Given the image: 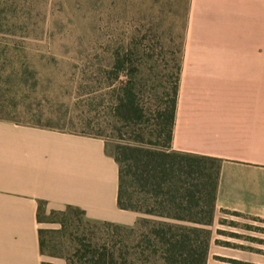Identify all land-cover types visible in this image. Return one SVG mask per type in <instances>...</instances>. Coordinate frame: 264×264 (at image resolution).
<instances>
[{"label":"crops","instance_id":"obj_1","mask_svg":"<svg viewBox=\"0 0 264 264\" xmlns=\"http://www.w3.org/2000/svg\"><path fill=\"white\" fill-rule=\"evenodd\" d=\"M215 14L245 25L222 35ZM172 146L222 160L206 264H264V0H190ZM118 192L102 137L0 118V264L45 261L39 200L94 221L146 216L120 208Z\"/></svg>","mask_w":264,"mask_h":264},{"label":"rangeland","instance_id":"obj_2","mask_svg":"<svg viewBox=\"0 0 264 264\" xmlns=\"http://www.w3.org/2000/svg\"><path fill=\"white\" fill-rule=\"evenodd\" d=\"M189 11L190 0H0V88H8L0 90V117L100 136L111 153L119 143L141 140L140 130H126L111 112L112 94L132 76L116 80L113 57L130 59L133 81L150 104L154 87L169 90L178 75ZM215 15L222 35L234 23L245 25L239 16L234 22ZM144 126L145 142L155 140L153 126ZM40 217L46 263L76 261L90 245L126 233L66 207L43 206Z\"/></svg>","mask_w":264,"mask_h":264},{"label":"trees","instance_id":"obj_3","mask_svg":"<svg viewBox=\"0 0 264 264\" xmlns=\"http://www.w3.org/2000/svg\"><path fill=\"white\" fill-rule=\"evenodd\" d=\"M128 61L119 52L114 55L116 80L124 72L134 77L136 70L127 65ZM181 71L182 63L169 90L154 87L150 104L144 103L132 76L122 80L112 94L111 112L116 121L130 132L141 131V140L119 143L114 153L109 152L119 165L118 205L146 216L134 225L98 221L126 233L120 239L90 245L76 261L68 259L66 264H206L222 160L173 149ZM146 123L153 126L149 132L155 140L145 142L142 135ZM47 205L46 200H39V222L41 209ZM66 209L85 215L73 205ZM39 233L43 253L41 228ZM137 235L136 241L132 239Z\"/></svg>","mask_w":264,"mask_h":264}]
</instances>
